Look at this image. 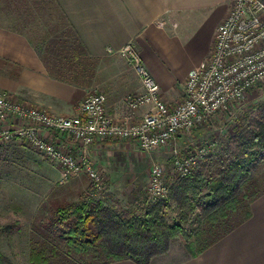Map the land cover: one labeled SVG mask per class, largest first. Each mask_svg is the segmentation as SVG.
Instances as JSON below:
<instances>
[{
    "label": "crops",
    "instance_id": "0c3cea01",
    "mask_svg": "<svg viewBox=\"0 0 264 264\" xmlns=\"http://www.w3.org/2000/svg\"><path fill=\"white\" fill-rule=\"evenodd\" d=\"M48 2L36 0L35 5L26 6H35V9L41 7L44 10L49 5H55L58 12L55 16L59 21L67 23L75 37L78 36L93 63V72L101 73L102 60L111 54L120 55V50L132 43L158 81L161 98L171 105L183 99L190 70L210 56L217 27L233 4V0ZM19 8L16 0H0V87L8 90L14 100L27 106L44 107L55 114H75L77 104L86 96L87 90L93 87L92 83L98 85L102 74L94 78L91 75L84 80L54 74L56 66L53 64L62 62L60 50L56 54L54 49L39 48L33 40L35 36L32 32L36 22L27 20L25 12L23 16L21 11L16 10ZM46 39L47 36L43 40ZM70 47L65 48L69 50ZM48 51L53 59L48 57ZM119 61H123L126 70H119V92L114 94L109 91L107 94V111L120 121H138L148 111V106L130 110L123 99L125 95L142 91V83L131 65L121 58ZM44 134L49 140L62 145L66 151L78 156L71 135L51 131ZM134 143L131 139L96 140L90 151L97 172L98 168L106 167V164L119 162L121 175L115 172L111 178L119 176V180L133 183L129 179H134L135 175H126L124 169L126 165L134 169L139 163L138 157L134 155ZM9 144L28 147L18 142ZM50 162L61 171L59 164L52 160ZM79 175L69 180L80 178ZM103 264L137 263L132 259H121ZM150 264H264V192L251 203L250 217L202 253L192 255L187 253L185 247L177 248L166 255L154 256Z\"/></svg>",
    "mask_w": 264,
    "mask_h": 264
},
{
    "label": "rangeland",
    "instance_id": "374dc122",
    "mask_svg": "<svg viewBox=\"0 0 264 264\" xmlns=\"http://www.w3.org/2000/svg\"><path fill=\"white\" fill-rule=\"evenodd\" d=\"M50 1L49 4H51ZM35 3L36 0H16V5L20 7L16 10L21 11L22 14L25 12L27 20L36 22L32 29L35 39H32L39 48L48 47L54 49L53 51L57 54L66 46H72L75 34L72 29L67 27V23L59 21L55 16L58 13L55 10V5H52L54 9L49 5V8L45 7L44 10L41 7L35 9V6H26L35 5ZM59 14L61 15V12ZM46 36L48 39L43 40ZM53 51L51 52L53 53ZM120 55L119 53L111 54L102 60L100 62L101 73L93 72L94 66L90 61L89 74L84 72V75H88L87 78L92 75L94 78L96 75L99 77L102 74V79L99 83L97 82L98 85L92 83L93 87L87 90L84 98L96 92H103L106 96L109 91L114 94L119 92V70L124 69L123 61H119V59L121 58L126 64L131 65L127 58L121 54V51ZM48 57L53 59V55L50 56V51H48ZM55 58L56 55H54ZM125 70L126 67L123 71ZM263 85L264 83L251 89L241 103L230 111L215 112L192 130L181 131L167 145L146 151L137 144V141L133 140L136 145H134L136 151L134 155L138 157L139 163L134 169L128 165L124 169L126 175H132V173L135 175L134 179H129L133 180V183L121 181L119 176L111 178L115 172L121 175L119 162L98 168L100 181H96L86 172L81 173L80 178L63 180L61 171L55 164L32 148L10 144L0 146V264H29L33 241L58 245L59 250L66 253L61 232L67 225L57 222L54 217L55 208L60 204L96 198L126 215L140 212L144 206L157 200L150 192L149 184L151 170L156 164L162 166L167 178L166 183L170 185L173 179L178 176L173 165L176 156L191 154L200 145H209L214 140L216 144L210 148L212 153L200 161L195 171L201 172L204 177L215 175L222 164L244 154V150L240 148V132L256 127L258 120L264 119ZM0 91L8 92L2 87H0ZM128 96L125 95L124 102ZM146 106L148 109L150 108V105ZM77 113L76 110L73 115ZM110 116L120 121L112 115ZM90 150L91 145L88 155L94 165ZM250 167L254 177L258 179L261 186H264V151ZM205 191L206 188L200 190L202 193ZM202 208L203 204L198 202L195 211L190 214L187 227L196 226V213L200 212ZM178 212L179 208L173 204L168 210V219L171 221ZM243 216V211L237 212L232 217L233 224ZM173 243L170 244L167 252L157 255H166L177 248H187L178 238L174 239ZM187 253L190 254L188 249Z\"/></svg>",
    "mask_w": 264,
    "mask_h": 264
},
{
    "label": "built area",
    "instance_id": "2783aa9c",
    "mask_svg": "<svg viewBox=\"0 0 264 264\" xmlns=\"http://www.w3.org/2000/svg\"><path fill=\"white\" fill-rule=\"evenodd\" d=\"M121 54L127 58L141 80L143 90L129 95L130 110L150 105L135 122L117 121L107 113V96L96 92L84 98L76 115L55 114L44 107L27 106L0 91V146L12 142L26 145L61 167L63 180L88 173L96 181L100 175L92 164L89 147L98 139H131L146 151L155 150L174 140L181 131L192 130L219 110L230 111L255 86L264 83V0H233L227 16L215 33L210 56L190 70L185 96L174 106L160 96V85L143 63L132 43ZM264 88V85H263ZM66 133L73 137L78 156L49 140L44 132ZM200 145L193 153L174 159L177 174L196 170L211 154V146ZM150 192L156 198L168 194L167 178L156 164L150 175Z\"/></svg>",
    "mask_w": 264,
    "mask_h": 264
},
{
    "label": "trees",
    "instance_id": "16d2710c",
    "mask_svg": "<svg viewBox=\"0 0 264 264\" xmlns=\"http://www.w3.org/2000/svg\"><path fill=\"white\" fill-rule=\"evenodd\" d=\"M73 43L69 50H60L62 62L53 64L54 74L87 79L84 72L89 74L90 57L78 36ZM239 135L241 157L229 159L208 177L197 171L177 174L167 184V196L155 198L140 212L126 215L96 198L58 205L54 217L67 225L61 232L66 253L58 245L33 241L29 264H103L121 259L150 264L176 238L192 255L202 253L250 217L251 203L264 192L250 167L264 151V119ZM198 202L203 208L196 213V226L187 227ZM173 204L179 212L170 221L168 210ZM240 211L243 218L233 224L232 217Z\"/></svg>",
    "mask_w": 264,
    "mask_h": 264
}]
</instances>
